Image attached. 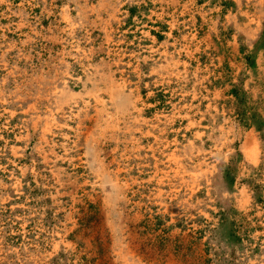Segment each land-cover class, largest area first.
<instances>
[{
  "label": "rangeland",
  "instance_id": "rangeland-1",
  "mask_svg": "<svg viewBox=\"0 0 264 264\" xmlns=\"http://www.w3.org/2000/svg\"><path fill=\"white\" fill-rule=\"evenodd\" d=\"M0 264H264V0H0Z\"/></svg>",
  "mask_w": 264,
  "mask_h": 264
}]
</instances>
